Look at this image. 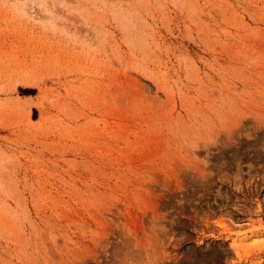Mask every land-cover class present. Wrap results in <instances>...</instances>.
I'll return each instance as SVG.
<instances>
[{"label": "rangeland", "instance_id": "rangeland-1", "mask_svg": "<svg viewBox=\"0 0 264 264\" xmlns=\"http://www.w3.org/2000/svg\"><path fill=\"white\" fill-rule=\"evenodd\" d=\"M0 264H264V0H0Z\"/></svg>", "mask_w": 264, "mask_h": 264}]
</instances>
